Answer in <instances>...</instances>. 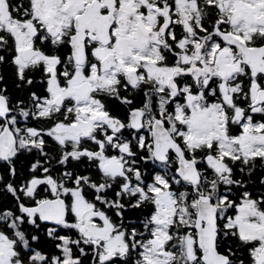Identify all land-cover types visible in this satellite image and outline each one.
<instances>
[{"label": "snow or ice", "instance_id": "obj_1", "mask_svg": "<svg viewBox=\"0 0 264 264\" xmlns=\"http://www.w3.org/2000/svg\"><path fill=\"white\" fill-rule=\"evenodd\" d=\"M0 264H264V0H0Z\"/></svg>", "mask_w": 264, "mask_h": 264}]
</instances>
